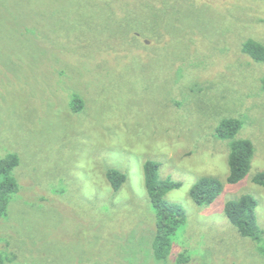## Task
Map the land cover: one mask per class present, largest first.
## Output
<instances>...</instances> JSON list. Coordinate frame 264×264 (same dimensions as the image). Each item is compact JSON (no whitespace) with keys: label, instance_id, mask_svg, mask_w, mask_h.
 Returning a JSON list of instances; mask_svg holds the SVG:
<instances>
[{"label":"rangeland","instance_id":"rangeland-1","mask_svg":"<svg viewBox=\"0 0 264 264\" xmlns=\"http://www.w3.org/2000/svg\"><path fill=\"white\" fill-rule=\"evenodd\" d=\"M149 1L0 0V159L19 158V192L0 222L9 264H264V240L244 238L225 215L230 200L252 195L264 239L254 183L264 172V64L243 52L248 40L264 44V0ZM144 13L171 14L156 20L171 32L163 44L142 38ZM226 118L242 121L236 140L254 147L237 184L232 141L218 135ZM149 160L183 184L167 200L188 216L162 262ZM109 169L127 177L118 192ZM202 176L224 183L206 207L190 197Z\"/></svg>","mask_w":264,"mask_h":264},{"label":"trees","instance_id":"trees-1","mask_svg":"<svg viewBox=\"0 0 264 264\" xmlns=\"http://www.w3.org/2000/svg\"><path fill=\"white\" fill-rule=\"evenodd\" d=\"M149 1L147 9L155 8V2ZM167 1V0H164ZM171 1V0H170ZM165 3V2H164ZM161 10V9H160ZM155 12V11H154ZM166 17L159 13L156 17H146L144 13L143 25L140 33L143 39L154 41L168 35L162 30L163 24H157V19H171V14ZM172 20V19H171ZM174 34V33H172ZM161 44H163L161 42ZM243 52L249 55L254 61L264 64V44L254 39L248 40L243 46ZM82 101L75 97L73 107L76 112L82 109ZM243 123L237 118H226L218 127V135L221 139L231 140L230 154V175L228 183L237 184L244 180L250 172L254 147L249 140H236V137L242 130ZM19 165V158L16 155H10L7 158L0 159V222L7 217L10 200L12 196L19 192V185L13 177V171ZM161 164L156 161H146L144 165L145 187L149 198L157 211V223L153 240V251L155 259L159 262L169 258L174 244V238L177 232L187 222V211L178 203L170 202L167 196L180 189L183 184L173 180L171 177L163 178L160 175ZM107 178L115 191H120L127 181L125 174L117 169H109ZM254 183L264 188V172L258 173L254 177ZM224 183L214 176H202L192 186L190 190L191 199L202 207L212 205L217 197L223 192ZM258 201L250 194H245L237 199L230 200L225 208V215L229 221L238 228L244 238L261 243L263 242V231L258 225L257 208ZM189 259L180 258L178 263L185 264ZM0 264H9V259L0 251Z\"/></svg>","mask_w":264,"mask_h":264}]
</instances>
